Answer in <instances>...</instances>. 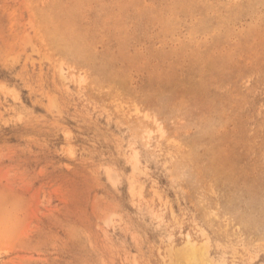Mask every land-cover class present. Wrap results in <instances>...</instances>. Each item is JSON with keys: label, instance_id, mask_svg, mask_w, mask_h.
Returning <instances> with one entry per match:
<instances>
[{"label": "rangeland", "instance_id": "obj_1", "mask_svg": "<svg viewBox=\"0 0 264 264\" xmlns=\"http://www.w3.org/2000/svg\"><path fill=\"white\" fill-rule=\"evenodd\" d=\"M187 235L264 264V0H0V264Z\"/></svg>", "mask_w": 264, "mask_h": 264}, {"label": "bare ground", "instance_id": "obj_2", "mask_svg": "<svg viewBox=\"0 0 264 264\" xmlns=\"http://www.w3.org/2000/svg\"><path fill=\"white\" fill-rule=\"evenodd\" d=\"M171 252L174 257L173 260H175L173 262H176V264L182 262L184 264H216L212 258H210L208 246L204 244H196L188 235L184 239L182 246L173 249V251L171 250Z\"/></svg>", "mask_w": 264, "mask_h": 264}]
</instances>
